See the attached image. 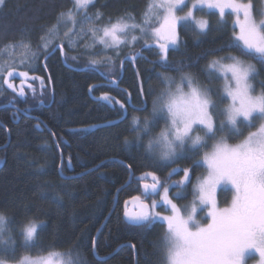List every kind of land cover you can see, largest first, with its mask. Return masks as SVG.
<instances>
[{
	"label": "trees",
	"instance_id": "1",
	"mask_svg": "<svg viewBox=\"0 0 264 264\" xmlns=\"http://www.w3.org/2000/svg\"><path fill=\"white\" fill-rule=\"evenodd\" d=\"M149 3L150 0H96L87 9L93 17L91 22L82 13L74 26L66 28L56 26L73 8L71 0H5L0 6V66L7 57L2 54L10 47L24 46L37 54L40 51L38 59L27 63V70L45 84L39 88L32 82L36 84V94L27 89L24 99L5 85L0 91V214L8 218L6 229L17 244L13 256L1 251L0 258L13 262L24 255H37L39 244L46 250L66 255L74 253L85 264H160L163 231L145 226L129 227L124 222L122 206L133 197L143 195L134 179L129 187L122 189L130 177L129 169L122 162L132 165L134 178L154 172L172 189L169 186L172 181L182 180V169L193 168L192 160L201 159L203 151L170 166L166 162L154 163L145 150L148 140L160 131L159 121L149 125L152 133H143L139 144L134 140L133 117L141 121L145 116L150 117L153 99L166 87L163 76L178 81L181 73L162 65L158 49L140 45L123 51L119 59H113L112 66L107 58L95 57L97 65L93 66L92 60L83 57L93 46L88 29L102 27L109 18L115 21L126 14L134 17L129 23H139ZM97 12L102 14L100 20L95 19ZM195 16L207 20L210 28L201 33L191 24L187 28L178 26V49L169 52L168 62L182 66L181 71L195 74L202 84L208 85L207 66L214 58L227 54V49H219L230 38L234 19L226 16L227 27H222L217 14L203 10ZM59 28L62 29L60 38L53 40L52 35ZM41 37L48 41L49 49L55 44H64L66 56L57 50L45 60L43 47L37 49L38 44L44 43ZM99 48L93 46L95 52ZM124 54H136L137 59L128 61ZM121 59L125 61L123 68ZM257 67L260 76L253 83L259 92L264 67L259 64ZM109 77L117 83L110 84ZM219 84L220 81L214 80L210 86ZM105 93L125 104V119L121 120L119 104L113 107L109 101L100 99ZM13 100L14 105L10 103ZM144 101L146 104L141 110L131 107ZM125 138L130 142L128 145L124 143ZM173 168L180 171L169 176ZM202 173L203 167L195 168L190 173L192 182ZM177 189H185L179 203L189 205L193 198L192 185L178 184ZM229 195L226 190L218 193L221 205L228 202ZM29 220L40 227L37 242L26 248L21 229ZM3 234L8 235L7 230ZM95 238L96 257L93 254ZM110 256L107 262L98 260Z\"/></svg>",
	"mask_w": 264,
	"mask_h": 264
},
{
	"label": "snow or ice",
	"instance_id": "2",
	"mask_svg": "<svg viewBox=\"0 0 264 264\" xmlns=\"http://www.w3.org/2000/svg\"><path fill=\"white\" fill-rule=\"evenodd\" d=\"M4 2L0 0V5ZM95 2L74 0L73 8L68 10L72 23H77L73 17L80 13L91 22L93 17L88 15L87 9L94 6ZM185 8L188 9L186 14L179 15ZM203 10L218 14L222 27H227L226 16L234 17L232 34L219 49H227V54L214 58L207 66L214 70L208 73V85L202 84L195 74L181 71L182 66L168 62L169 52L178 49V26L187 28L191 24L201 33L210 28L207 20L195 16V11ZM101 17V13L95 14L96 20ZM129 21H134V17L126 14L115 21L109 18L102 27L88 29L93 38V46H102L101 51L111 49L119 59L122 46L134 45L143 38L142 48L158 49L157 55L162 65L174 67L181 73L179 82L175 78L163 76L167 86L153 99L150 117L145 116L143 121L133 117L135 142L140 143L143 133H151L149 125H155L160 118L165 127L148 140L145 150L154 163L167 162L166 166H170L197 156L201 151L204 154L201 159L192 160L193 168L182 169L183 178L178 182L179 185H192L193 200L189 205L179 207L169 198L170 188L161 183L154 172H147L137 178L144 181L151 177L152 183L141 184L144 196L159 195L162 189L160 200H152L151 208L162 205L170 214H152L145 211L149 205L141 203L139 212H125V217L136 223L158 222L166 225L160 264H247L253 253L258 257L257 264H264V80L260 81L261 89L258 93L253 83L260 76L257 64L264 67V19L257 20L251 2L244 3L243 0H150L141 22ZM56 27H59V23ZM41 40L44 43L38 44L37 49L43 47L45 60L57 50L66 56L64 44H55L49 49L48 41L44 37ZM149 40H153L154 44L149 43ZM124 55L128 61L134 62L137 59L136 54ZM34 59H38L36 52L31 53L27 62ZM108 61L114 63L111 57H108ZM124 63L121 59V68ZM91 64L96 66L97 61L92 60ZM5 72L6 77L13 79L28 78L29 72L17 73L14 65L0 66V91L3 85H7L16 96L24 99L23 86L17 91L9 79L2 75ZM108 79L110 84L117 83L111 77ZM214 80L221 81L219 88L213 89L210 86ZM32 91L34 93L35 89ZM100 99L109 101L113 107L119 104L121 120L125 119V104L107 93ZM10 103L14 105V100ZM38 103L42 104L43 101ZM145 104L146 101L131 107L141 110ZM245 131L247 135H244ZM233 140L237 142L230 143ZM124 143L128 145L130 142L125 138ZM127 167L132 170V165ZM200 167L204 168V173L196 176L193 183L190 173ZM178 171L180 169L173 168L169 176ZM225 190L231 192V200L221 206L217 194ZM176 196L180 197L181 192L177 191ZM132 199L140 201L141 197ZM201 212L204 215H200ZM7 221L8 218L0 214V234L7 230L3 227ZM21 231L26 248L37 242L38 225L35 221L29 220ZM0 243L8 241L0 238ZM36 251L37 255L21 256L13 264H61L56 259L59 252L46 250L39 244ZM93 254L98 256L95 240ZM0 264L10 262L0 258Z\"/></svg>",
	"mask_w": 264,
	"mask_h": 264
},
{
	"label": "rangeland",
	"instance_id": "3",
	"mask_svg": "<svg viewBox=\"0 0 264 264\" xmlns=\"http://www.w3.org/2000/svg\"><path fill=\"white\" fill-rule=\"evenodd\" d=\"M71 2L73 4L74 0H71ZM190 2H191V0H190ZM243 2L244 3L251 2L252 6H253V15H254V17L257 20L264 19V14H262V13H264V0H243ZM187 10L188 9L185 8L184 12H180L179 15L186 14ZM73 11L75 12V10H73ZM205 11L208 12V10H205ZM197 12L198 11H195V15L197 14ZM78 15H82V13H80ZM78 15H74L73 18L75 19V21H76ZM196 18L197 19H202V18H200L198 16ZM232 18L234 19L233 16H232ZM203 20H205V19H203ZM59 24H60L59 25L60 28H66V27H68V25H73L74 26V24L72 23V21L68 17V12H67V14H65V16L62 17V19L60 20ZM60 28L57 29V30L55 29V33L52 35L53 36V40H57L58 38H60L59 35L62 32V29H60ZM177 31H178V28H177ZM71 32H72V30H71ZM69 34H70V32L68 33V35ZM137 35H139V33H137ZM51 41H52V37L50 38L49 42H51ZM149 43L154 44V41L153 40H149ZM143 44H144V39L142 38L139 41V43H136L134 45H129V46H122L121 47L122 48L121 49V53H123V51H131V49L135 45H140V47H141ZM21 45H23V44H21ZM97 46L100 47L99 48L100 51L97 50L95 52V50H93V46H90V48H88L87 51L83 54V57H85L87 60H90V61L91 60H96L95 57H98L99 59H102V58H107L108 59V57H111L112 60L116 58V56L113 55V52H112L111 49H105L104 51H101L102 46H100V45H97ZM39 50H40V48H39ZM6 51H8V52H6ZM6 51H4V53L2 54V56H4V54H6L5 56H7V57L5 58L4 64L1 65V66L14 65L15 68H16V72L17 73L21 72V71H28L29 72V70H27V68L29 67V66L27 67V63H29V62H27V58L31 56L32 51L26 49L24 46H22V47L20 46V47H18V49L10 47V48L6 49ZM94 53H100V54L96 55ZM38 54H42V52L39 51ZM21 61H25V62L22 63ZM113 61H115V60H113ZM113 64L114 63H109V66H112ZM16 66H18V67H16ZM21 68H23V69H21ZM212 71H214V70L208 68V72H212ZM2 75L4 77H6V72L3 73ZM32 77H36V79H32ZM6 78L9 79V81L15 86L17 91H19V89L23 86V88H26V89L28 88L29 92L32 95L36 94V92L33 93V91H32V89H35L34 85H36V84L35 83L30 84L31 82H36L37 83L36 86H39V88H41V87L44 88L45 87L44 81H43V84H41V80L42 79L39 78L38 75L35 76V75L30 74V73H29V77L28 78H24V77H17L15 79H13L11 77H6ZM176 82H179V80L176 81ZM5 86L7 88V85H5ZM220 86H221V81H220L219 85L214 86V87L211 86V87L213 89H216V88H219ZM173 87H174V85H173ZM8 90H10L12 93H14L12 89H8ZM35 91H36V89H35ZM213 99H215V96H213ZM157 121H159V123L160 122L162 123V124H159V126H158V129L161 131L165 127V123H164L163 119H160V118H158ZM251 130L254 131L255 129H251ZM152 131L153 130L151 129V133H152ZM246 135H247V131H246ZM172 183H174V182L172 181ZM176 186H178L177 182H176ZM143 226H145V225H141L140 228L143 227ZM3 227L6 229L7 228V223L5 225H3ZM39 227H40V225H38V228ZM165 232H166V230H163V235H165ZM3 233L0 234V238H2L3 240H7L8 243H0V252L4 251V252H7L8 255H12L13 256V254L17 251V244H15V241L12 239L11 235L9 234L8 229H7V234L8 235H5ZM56 259L60 260L61 264H85V263L81 262L82 260L80 259V257L79 256L76 257L74 255V253H73V255H71V254H67L66 255L64 253H60V255L58 257H56ZM13 262H10V264H13ZM257 262L256 261L255 262H251L250 264H257Z\"/></svg>",
	"mask_w": 264,
	"mask_h": 264
},
{
	"label": "flooded vegetation",
	"instance_id": "4",
	"mask_svg": "<svg viewBox=\"0 0 264 264\" xmlns=\"http://www.w3.org/2000/svg\"><path fill=\"white\" fill-rule=\"evenodd\" d=\"M30 84H32V82H31ZM27 89H28V88H27ZM27 89L24 88V92H26ZM17 107H18V106H17ZM18 108H19V107H18ZM19 109H21V108H19ZM33 109H35V108H33ZM19 113H20V112L17 113L18 116H21ZM147 183H149V182H147ZM161 183H162V181H161ZM163 184H164L165 186H167V184H165V183H163ZM139 185H140V183H139ZM169 186L172 188V189H170V191H169V198H172V199H173V202L176 203L179 207H182V208H183V206L187 205V204L181 205V204L179 203V200L181 199V196H180V197H177V196H176L177 191H180V190L177 189L176 183H172V185H169ZM140 188L142 189L141 185H140ZM184 191H185V189H183V190L180 191V192L183 193ZM219 192H220V191H219ZM219 192H218V193H219ZM228 192L230 193V195H229V200H227V201H230V200H231V195H232V194H231L230 191H228ZM162 194H163V190L161 189L159 195L151 196V197H145V196L143 195V197H141V198L143 199V203H146V204L149 205V212H151L152 214H154V213H156V212L161 213V215H169V214H170V212L167 211V210H165V208H164L162 205H161L160 207L155 208V209L151 208L152 200L155 199V200L159 201V200H160V196H161ZM141 195H142V193H141ZM181 195H182V194H181ZM217 199H218V194H217ZM192 200H193V198H192ZM191 202H192V201H191ZM191 202H190V203H191ZM219 203H220V202H219ZM124 205H125V204H124ZM124 205L122 206V207H123V214H124V210H125ZM220 205H221V203H220ZM221 206H223V205H221ZM204 211L206 212V209H205ZM200 215H204V213L201 212ZM144 225H145V228H151V229H152V227H153V228L158 229V231L166 230V225H162V224H160V223H158V222H151V223L146 222ZM255 261H256V262L258 261V257L256 256V254H252V255L248 258V260H247V264H250L251 262H255Z\"/></svg>",
	"mask_w": 264,
	"mask_h": 264
},
{
	"label": "water",
	"instance_id": "5",
	"mask_svg": "<svg viewBox=\"0 0 264 264\" xmlns=\"http://www.w3.org/2000/svg\"><path fill=\"white\" fill-rule=\"evenodd\" d=\"M122 164H124V165L127 167V164H125V163H123V162H122ZM127 168H128V167H127ZM129 174H130V177H129L128 183H127L126 186H124L122 189H126L127 187H129V184L132 182L133 179H134V181H135L136 183H140V185H141L142 183H144V182L152 183L151 177H147L146 180H144V181H140V180L137 179L138 177H135V178H134V174L132 173V170H131V171L129 170ZM140 176H142V175H140ZM140 176H139V177H140ZM122 189L118 190V192L116 193V196H115L116 199H115L114 209H115V206H116V204H117L118 194H119V192H120ZM141 193H142V195H144V194H143V189H141ZM141 203H143V199H142V198H141L140 201H135V200H133V199H130L129 201H127V202L125 203V205H124L125 210H124L123 218H124V222H125V224L128 225L129 227H130V226H133V227H140L141 225H144V224L146 223V222L136 223V222H134V221L129 220L127 217H125V212H127V213H129V214H133V213L139 212V211L141 210V209H140V204H141ZM145 211H149V208H148V209H145ZM100 231H101V230H100ZM96 238H97V236H96ZM96 238H95V245H96V242H97V241H96ZM130 247L133 248V246H130ZM133 250H134V248H133ZM95 257H96V255H95ZM110 258H111V256H110V257H107L106 259L99 258L98 260L101 261V262H107V261H109ZM135 261H136V257H135ZM136 264H137V262H136Z\"/></svg>",
	"mask_w": 264,
	"mask_h": 264
}]
</instances>
